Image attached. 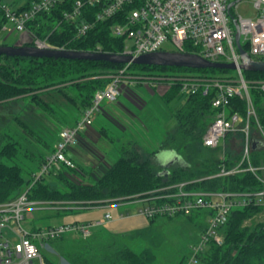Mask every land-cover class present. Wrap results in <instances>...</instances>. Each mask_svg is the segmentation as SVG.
Masks as SVG:
<instances>
[{
    "label": "trees",
    "instance_id": "trees-1",
    "mask_svg": "<svg viewBox=\"0 0 264 264\" xmlns=\"http://www.w3.org/2000/svg\"><path fill=\"white\" fill-rule=\"evenodd\" d=\"M39 1L41 0H25L15 8L8 6L21 13ZM74 1L66 0L52 11L38 15L34 21L27 24L28 33L46 41L54 49L97 52L100 47L104 53L122 54L126 38H117L112 32L113 26L118 22L117 17L97 22L86 36L82 38L77 36L80 24L94 22L103 5L85 7L83 15L78 20L67 21L64 13L72 8ZM7 24L8 20L0 8V32ZM16 45L32 44L24 42ZM245 50L248 51L247 46ZM184 53L200 54L201 49L187 42ZM124 67L123 64L104 61L0 55V104L19 101L24 103L23 108L0 132V203L17 199L33 185L35 175L53 151V144L49 142V139H53L50 131L54 129L51 127L59 131L69 128L71 119L79 116L84 109L92 105L95 93L109 85L108 76ZM139 70L148 73H138ZM155 71L160 72V75L151 74ZM129 74L203 78H234L235 76L227 69L198 70L141 65H130ZM244 78L247 81L264 80V73L244 72ZM166 84L154 87L161 89L163 102L166 105L177 99H184V102L173 113L176 120L175 128L157 151H173L180 158V162L165 171L157 168L152 160L156 151L149 152L140 142L133 140L129 147H124L122 156L97 177L94 184L73 182L69 177L77 171V167L71 169L62 166L53 170L48 177L37 181L30 188L28 198L32 201L66 204L74 202L105 204L119 199L129 202L147 196L155 190L182 182H192L188 185L191 190L207 192L262 191L263 184L250 172L208 178L219 173L222 167L232 170L238 166L244 141V134L237 132L225 137L223 147L211 149L203 145V137L217 113L212 105L216 92L210 90L207 95L202 94L201 91L182 95L179 83L171 87ZM250 94L258 121L264 129V93L251 89ZM26 105L33 106L38 111L37 114L45 123L43 126H39L33 118L27 119ZM228 111L230 113L238 111L245 117V100L232 99ZM64 116L65 124H62ZM59 124L61 125L57 127ZM252 124L256 128L254 120ZM36 146L44 147L48 153H36ZM251 157L253 165L264 164V148H255ZM23 158L36 162V168L27 169L19 165L18 161ZM27 176L29 179L26 178ZM62 210L64 211L59 212L60 215L72 212L67 211V208ZM262 213H264V205L234 208L227 223L221 227L225 237L224 244L219 246L214 241H210L198 256L197 264H264V221L247 224ZM200 214H203L204 221L195 225L205 231L206 219L210 216L208 211H198L188 217L190 221L196 222L193 218ZM155 220L157 219L151 221L155 222ZM148 236L149 230L136 231L123 237L105 232L92 234L88 239L64 235L51 241V245L56 254L67 264H154L157 258L155 248L159 240L150 241ZM125 240L131 242L144 240L149 246L137 252L128 246ZM45 262L62 264L46 256ZM183 263L184 261L181 264Z\"/></svg>",
    "mask_w": 264,
    "mask_h": 264
},
{
    "label": "built area",
    "instance_id": "built-area-1",
    "mask_svg": "<svg viewBox=\"0 0 264 264\" xmlns=\"http://www.w3.org/2000/svg\"><path fill=\"white\" fill-rule=\"evenodd\" d=\"M241 1L243 0H75L72 8L64 13L67 21L78 20L83 15L85 7L103 5L94 22L80 24L77 32L79 38L86 36L97 22L117 17L118 22L112 28L113 35L132 41V47H125L122 53L124 55L137 58L144 54L165 51L163 47L166 44L174 46L176 48L174 51L184 52L185 44L190 42L201 49L199 55L212 62L235 63L236 74L234 78L139 76L130 75L131 64L125 65L112 76L105 89L95 93L92 105L83 110L77 123L59 131L53 151L39 173L35 175L33 185L62 166L76 168L67 152L76 145L80 134L92 126L95 116L101 112L105 103L116 102L124 89L131 84L140 83L146 84L147 87H156L167 82L168 87L179 83L182 95L200 91L207 95L210 90L216 92L212 105L217 113L203 137L205 147L216 149L224 145V139L228 134L237 132L244 134L243 152L238 166L232 170L222 167L219 173L208 178L250 172L264 186V164L255 166L251 161L252 151L255 148H264V129L258 121L250 94L251 89L264 93V80L247 81L244 78L233 24L235 20L240 30L241 45L244 49L247 46L246 51L251 58L255 61H264V0H251L257 11L255 19L243 18L233 13L232 9L237 8ZM64 2L66 0H41L21 13L7 4L0 3L2 13L8 20L3 29L7 30L8 26L12 25L16 31L25 34V42L41 49L51 48L46 41L28 33L27 24L34 21L38 15L50 12ZM233 2L235 5L229 9ZM97 52H102L100 47ZM234 98L245 100V117L238 111L233 113L228 111ZM252 120L256 123L257 139L252 133L254 128ZM191 183L182 182L163 187L134 201L147 204L139 213L149 220H169L187 217L198 211H208L210 216L207 229L201 233L199 244L192 246V256L187 262L197 264L199 254L210 241L219 246L224 244L225 237L221 227L227 223L234 208L264 205V189L259 192H207L189 189L188 185ZM30 188L17 199L0 203V264H46L42 251L49 247V242L64 235L88 239L92 236L93 226L105 225L112 219V214L106 212L104 219L97 223L28 228L25 223L28 213L42 209H65L67 205L87 204L32 201L28 198ZM122 202L123 200L119 199L105 204L117 205Z\"/></svg>",
    "mask_w": 264,
    "mask_h": 264
},
{
    "label": "rangeland",
    "instance_id": "rangeland-1",
    "mask_svg": "<svg viewBox=\"0 0 264 264\" xmlns=\"http://www.w3.org/2000/svg\"><path fill=\"white\" fill-rule=\"evenodd\" d=\"M3 1V3L11 6V7H17L19 4H22L25 2V0H0ZM15 2V3H13ZM233 13L238 14L242 16L243 18L247 19H255L257 17V11L254 7V4L251 0H243L239 3L237 8H233ZM23 36V33L16 31L12 25H9L7 30L2 29L0 32V44L3 45H16L24 43L20 38ZM125 47H132V41L126 39ZM176 48L172 46L171 44H166L163 47V50L165 51H174ZM145 72L146 71H137ZM233 74H236V71H232ZM116 74V73H115ZM151 74L160 75V72L155 71ZM114 74H111L108 76L110 79V82L112 80V76ZM146 86H130V88L138 94L140 97H142L145 101H149V103L153 104L151 105L155 110L154 113L163 121L165 120V124L162 121L154 122L152 123V120L142 123L137 121V126L135 129V132L137 135L141 136L138 140L141 145H143V148L148 150L149 152H152L154 149H157L159 146L163 145V142L168 137V134L172 132V130L176 126V120L173 117V113L175 110L180 107V105L183 104L184 99H177L173 101L170 105H166L163 100H161L158 96H154L152 93V90H149L145 88ZM163 90V89H162ZM125 94H123V97L120 99V102L123 104L125 103ZM24 103L23 102H13V103H3L0 104V132L4 129L5 126L8 125L10 119L23 108ZM151 106H149V111H151ZM26 112L25 115L27 119L33 118L35 121H37L39 126H43V118H41L37 113L38 111L33 106H27L26 105ZM118 109H121L118 107ZM129 109H131L129 107ZM70 115V114H68ZM66 117L64 116V119H62V124H65ZM68 120V119H67ZM103 120V119H102ZM45 124V123H44ZM61 124H59L57 127H59ZM100 126V127H99ZM50 127V126H49ZM95 127H98L96 130L99 131L101 129V123H95ZM51 129H53L51 127ZM56 131H50L51 136L56 134ZM120 131V130H119ZM110 135H112L116 141L112 142L115 145V149H112V152H107L105 154L104 148L108 147L112 143L109 142V140L104 139L102 140L100 137L99 139L96 137L93 140V149L97 152L103 155H108V163L114 164L121 156H122V150L124 147H129L131 145V135L126 134L123 135L122 139H117L118 136H120L118 133H115L113 130L110 131ZM141 135H140V134ZM252 133L255 134L254 136L257 139V130L256 128L252 129ZM58 134V133H57ZM57 136V135H56ZM57 138V137H56ZM100 140V141H97ZM111 141V140H110ZM50 144H53L56 142V139L53 141L49 139ZM79 144H77L78 146ZM76 146V145H75ZM123 146V147H122ZM122 147V148H121ZM223 147V146H222ZM121 148V149H120ZM103 150V151H102ZM238 150V149H237ZM36 153L41 154H47L48 150L44 147H38L36 146ZM243 152V144L241 146V155ZM172 153V151L170 152ZM110 154V155H109ZM29 158H23L22 160L18 161V164L21 166L26 167L27 169L31 167L32 169L36 168L37 163L29 161ZM79 163V168H76V172L74 174H70V179L73 182L81 183V184H94L96 182V179L91 174L84 173L89 171V168L87 167V162L85 159H77ZM154 165L156 163L153 161ZM12 164V163H11ZM111 166V165H110ZM172 166V165H171ZM77 167V165H76ZM157 168H160L157 166ZM95 170V169H94ZM167 170V169H165ZM40 170H38L39 173ZM96 172V170H95ZM100 174V173H99ZM26 178L29 179L27 176ZM135 201H123L122 203H130ZM104 204H99L96 202H92L89 204L82 205V209L84 210H93L98 209L99 207L103 206ZM105 204L104 206H106ZM109 206V204H108ZM194 220L190 221L189 217H182L178 219H169L165 220L162 219V222H159V232L157 234L158 237V244L155 248L157 253V258L154 262V264H181L183 261V264H186L188 262L187 260L191 258L192 251L191 248L194 245H198L200 242L201 233L203 232L201 228L197 224L198 222H203L204 217L203 214L194 216ZM208 219V218H207ZM206 219V223H207ZM264 221V213L258 215L255 217L252 221H248L247 224L251 225L253 223H258ZM26 226L28 228L34 229L39 227H49V226H56L60 223V218L55 216V212L49 209H42L38 211H34L32 213L26 214V220H25ZM120 237H123V235H119ZM121 239V238H120ZM128 246L131 248H134L135 251L141 252L146 247L149 246V243L144 240H137L134 242H131V240H125L124 241ZM44 256L51 258L57 262H61L62 264H67L63 259H61L55 252V249L52 247L51 242H49V247L46 249H43ZM201 254V253H200ZM199 254V255H200Z\"/></svg>",
    "mask_w": 264,
    "mask_h": 264
},
{
    "label": "crops",
    "instance_id": "crops-1",
    "mask_svg": "<svg viewBox=\"0 0 264 264\" xmlns=\"http://www.w3.org/2000/svg\"><path fill=\"white\" fill-rule=\"evenodd\" d=\"M25 38V34H23L20 39L25 42ZM143 85L146 86L145 88L152 90L154 96H158L162 100L161 89L147 87L146 84L140 83L129 85L128 88L124 89L123 93L120 95L116 102L105 103L103 105V109L101 110V112H99L95 116L92 126H90L87 130L80 134L76 146L72 147L67 152L68 157L72 159L77 165V169L80 167L77 159L84 158L87 162V167L89 168V171L86 172L84 170L83 172L93 175L96 181L98 179L97 177L103 174L106 169H108L110 165L113 164L108 163V155L102 156V154L97 153L92 148L94 144L92 139H95L96 137L99 139L100 137L102 140L110 139L111 141L109 140V142L112 143L116 141V139L112 135H110V131L113 130L115 133H118L120 135L117 137V139H122V137H124L123 135L129 134L132 136V141H138L141 136L137 135V133L135 132L136 127H138L137 121H140L142 123L148 122L150 120H152V123L162 121L154 113L153 110L155 109L151 106L153 104L149 103V101H145L142 97H140L130 88V86L132 87ZM123 94H125L126 101L122 104L120 102V99L123 97ZM149 106H151V111H149ZM118 107H120L121 109H118ZM129 107L131 109H129ZM79 117L80 115L73 117L68 126H74L77 123ZM98 122L101 123V129L99 131L96 130L98 127H95V123ZM162 122L164 124L166 123L165 120H163ZM53 129L54 131L57 130L56 134L53 136L54 141L57 137L56 135L59 132V129L55 127H53ZM77 144L79 145L77 146ZM115 148V145L112 143L108 147L104 148V151H102L107 154V152L111 153L112 149ZM157 149L153 150L156 152L152 157V160L162 170L165 171V169H168L171 165L180 162V158L176 155L175 152L172 151V153H170V150L157 151ZM94 169L96 170V172ZM104 205L99 207L98 209L93 210H84L82 209V206H66L67 211L72 212L61 215L59 214V212L64 211L62 209H54L52 211L55 212V216L60 218V223L58 225L97 223L104 219V215L106 214V212H110L112 214V219L105 225L93 226L92 234L105 232L107 234L110 233L114 236L120 237L119 235L121 234L123 236H129L130 234L136 231L149 230L148 238L150 239V241L158 240L157 234L160 230L158 229L160 225L159 222H162V219H157L155 220V222H152L146 217L140 215L139 211L147 205L146 203L135 201L130 203H118L117 205ZM178 218L182 217H176L173 219ZM70 236L72 238H78L73 235Z\"/></svg>",
    "mask_w": 264,
    "mask_h": 264
},
{
    "label": "water",
    "instance_id": "water-1",
    "mask_svg": "<svg viewBox=\"0 0 264 264\" xmlns=\"http://www.w3.org/2000/svg\"><path fill=\"white\" fill-rule=\"evenodd\" d=\"M235 2L229 5L231 9ZM236 35L235 43L241 56L240 68L244 72H261L264 73V61H255L247 53L240 42V30L237 22L233 21ZM0 55L8 57H25V58H54L68 60H87V61H104L112 64H131L141 66H158V67H175L189 69H218L236 71L235 63L212 62L199 54H190L178 51H159L141 55L133 58L130 55L110 54L104 52H84L75 50H64L47 48L41 49L34 45H3L0 44Z\"/></svg>",
    "mask_w": 264,
    "mask_h": 264
}]
</instances>
